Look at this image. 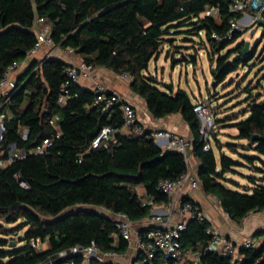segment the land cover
<instances>
[{"label":"trees","instance_id":"trees-1","mask_svg":"<svg viewBox=\"0 0 264 264\" xmlns=\"http://www.w3.org/2000/svg\"><path fill=\"white\" fill-rule=\"evenodd\" d=\"M233 1L0 0V80L14 62L26 60V53L38 40L34 31L36 20L44 18L58 49L72 51L94 68L131 75V90L144 100L154 119L182 116L193 135V154L200 163L198 180L203 192L214 196L229 218L241 224L252 212L264 213L262 94L248 101L244 120L231 119L238 130L235 139L246 143L227 145L261 175L249 177L253 184L249 190L234 191L226 186L225 175L238 162L222 153L219 169L214 148L203 149L201 122L188 94L182 90L175 92L172 85L161 88L155 78L146 75L151 61L163 53L164 45L173 43L169 38L172 30L188 23L205 32L212 50L217 53L235 43L241 32L231 38L227 36L230 20L241 18L231 11ZM209 9L217 11L220 23L213 16H202ZM214 34L217 39L213 38ZM244 47L242 43L217 59L212 74L218 85L253 58L242 54ZM192 60L195 62V57ZM68 67L53 57L33 62L10 96H0V117L4 116L0 160L5 162L0 166V221L20 222L15 230H25L22 247L16 243L11 247L14 242L0 240V264H44L53 256L74 247H87L93 241L102 253L122 254L129 243L122 237L116 241L119 231L115 218L126 215L131 222L149 218L153 205L169 203L168 197L158 191V184L175 180L188 171L183 156L162 150L150 130H145L140 137L124 135L120 131L123 126L120 104H115L108 116L104 115L100 107H92L97 96L94 90L71 83L67 90L75 96L64 106L60 105L58 100L68 79ZM56 117L61 131L58 139L56 128L49 123ZM105 126L117 131L115 141L108 148L90 150L92 141ZM253 135L259 139L251 141ZM45 139L54 140L49 153L32 154ZM13 146L27 157L9 163ZM239 148L254 151L257 156L240 154ZM255 161L261 166H256ZM140 185L145 187L152 205H144L134 191ZM184 201L202 210L194 201ZM65 214L70 215L58 220ZM210 225L206 219L188 220L181 234L184 251L197 252L205 264H239L234 258L208 251ZM0 229L2 235H13V230L2 226ZM259 235L264 236L256 234L255 238ZM32 240L46 244L47 249L32 248ZM240 254L243 255L240 264H264V240L258 248L242 247ZM141 258L139 255L138 260ZM71 261L83 263L77 256L59 264ZM162 263L158 255L147 264ZM89 264L114 263L93 259Z\"/></svg>","mask_w":264,"mask_h":264},{"label":"built area","instance_id":"built-area-1","mask_svg":"<svg viewBox=\"0 0 264 264\" xmlns=\"http://www.w3.org/2000/svg\"><path fill=\"white\" fill-rule=\"evenodd\" d=\"M231 11L233 14L240 15L241 18H232L230 20V30L228 38L234 33L243 32L245 28L251 25H257L259 20L263 19L264 13V0H234L231 5ZM217 11L207 10L203 16H217ZM34 31L38 36V40L35 46L26 53V59L33 58L43 46L55 47L52 39L51 29L46 24L44 18H38L34 27ZM213 38H218L216 34ZM55 52V51H53ZM24 65L23 62H14L6 71L2 80H0V96L9 97L12 91L16 88L17 80L15 75ZM95 71L92 65L80 62L79 64L69 65L67 69V81L63 85L62 94L59 97V104L64 106L70 98L75 95L70 94L67 90L71 83H79L81 78L90 79ZM121 77L131 83L133 77L128 74H122ZM97 96L92 104V107H100L104 115L108 116L115 104H120L121 114L123 119V126L120 130L124 135L140 137L145 134L144 128L140 125L138 111L129 102H122L119 94L111 92L108 89L98 86L95 90ZM193 111L196 113L201 122L200 134L204 141L203 149L205 151L211 150L210 138L212 133H215V121L213 116V110L211 105L207 102H198L194 104ZM4 116L0 122H3ZM59 118H53L49 121L50 125L56 128V139L61 137V131L57 125ZM3 126V123L0 125ZM116 130L110 126L103 127L98 135L94 138L91 143L90 150L99 148H108L112 142L115 141ZM27 131H23V137H25ZM151 137L155 140L156 144L164 151H172L183 156L186 164L189 165L193 154V143L183 135L175 132H152ZM54 140L45 139L38 144L33 150L32 154L37 156H44L49 153V149L52 147ZM13 146L9 151V163L14 162L16 159H25L27 154L23 151H19ZM5 162L0 160V166H3ZM186 183H189L194 188H200V182L195 177H192L187 171L175 180H164L158 184V191L165 194L169 203L167 204L170 208L169 218L174 215L177 211V198L181 193ZM144 205L149 204L143 202ZM178 210L187 215L188 220L206 219L203 210H200L197 206H193L190 202L180 200L178 204ZM168 218V217H167ZM161 219L160 225L153 228H149L144 231L142 235H138L136 240L133 238L132 222L126 215H119L115 218L117 222V228L119 235L116 237L118 241L119 237H122L125 241L130 243L134 242V247L142 258L138 260V264H147L155 259L156 256L160 255L163 259L162 264H187L188 256L181 243V234L186 229L187 222H180L175 225L171 224L169 219ZM207 233L211 235V240L208 244V251L219 254L223 257L234 258L239 264L243 261V255L240 254L242 247L251 248L256 246V240L249 238L245 240L240 247H237L229 238L219 233L214 227L210 225L207 229ZM32 248L36 250H43V243L39 240L31 241ZM81 257L83 260L82 264H89L91 260L96 259L99 262L106 263L109 260L115 259L117 253L105 252L102 253L97 244L93 241L87 247H74L68 252L57 255L56 258H50L44 264H59L67 258ZM193 261V264H205L201 260L199 254L189 256ZM69 264H76L71 261Z\"/></svg>","mask_w":264,"mask_h":264},{"label":"rangeland","instance_id":"rangeland-1","mask_svg":"<svg viewBox=\"0 0 264 264\" xmlns=\"http://www.w3.org/2000/svg\"><path fill=\"white\" fill-rule=\"evenodd\" d=\"M217 22L220 23L218 17ZM172 31L173 34L169 38L173 40V43L168 44V49L164 48L159 60L156 61L154 58L151 61L146 75L155 78L160 83L161 88L164 85H172L175 92L178 90L186 92L194 104L207 102L211 105L215 121V133H212L210 138L211 146L214 148L219 162V150L238 162L237 166L229 169L225 177L231 190L242 191V188L231 183L247 184L248 180L243 178V175L245 177H257V173L253 171L254 166L246 159L238 154H232L233 150L227 144L237 141L221 132L225 130L229 134L232 131L233 127H222L223 124L231 126L233 124L232 118L237 117L236 122L244 120L243 113L246 111L248 101L251 100L252 96L262 94V99H264V26L259 24L248 26L241 32V37L235 43L219 53L212 50L205 32H199V29L190 23ZM247 42L250 43L248 56L253 58L247 63L241 64L239 69L230 74L224 83L218 85L212 74L217 66V59L224 56L230 49ZM182 47H186V49L181 51ZM237 56H232L230 61L236 59ZM193 57H195V62L192 60ZM27 62L29 59H26L24 64ZM2 123L1 121L0 125ZM220 135L222 138L219 139L218 136ZM244 152L249 156H257L254 151ZM247 165H250L251 168L248 169ZM255 165L261 166L259 161H255ZM20 224V222L6 224L0 221V226L5 230H13V235L0 234V240L14 242L16 245L18 244V247L24 246L25 242H21V239L24 238L25 230H15Z\"/></svg>","mask_w":264,"mask_h":264},{"label":"crops","instance_id":"crops-1","mask_svg":"<svg viewBox=\"0 0 264 264\" xmlns=\"http://www.w3.org/2000/svg\"><path fill=\"white\" fill-rule=\"evenodd\" d=\"M217 17L218 15L214 17L215 20H217ZM168 47V44L164 45L165 49H168ZM182 48L183 49H181V51L186 49V47ZM48 57L59 58L68 65L79 64L80 62H82L80 57L75 55L72 51L60 50L57 47L51 48L48 46H43L38 54L31 58L29 62H27V64H24L22 68L17 72V74L15 75V80L18 81L25 74L26 69L32 64V62H42ZM159 58H157L156 61L159 60ZM78 85L82 88H88L90 90H95L98 86H102L111 92H116L117 94H119L122 102H129L137 109L140 125L144 128V130H150L151 132H175L183 135L190 141H192L193 139L191 130L185 123L181 115H173L164 119H154L148 113L144 100L133 93V91L131 90V84L128 81L124 80L121 75L115 74L112 71L104 68H95L92 77L90 79L81 78ZM247 116L248 115H246L245 117ZM233 124H231V126H228L229 124H223L222 127H233ZM231 130L232 131L229 134L228 132H225V130H222L221 133L225 136L232 137L233 140H236L235 137H237L238 135V130L234 127ZM218 138H222V135L218 136ZM236 141L237 142L233 144L240 145L246 143L245 141ZM238 152L240 154L248 155L242 149H238ZM222 153L223 151L221 152L219 150L218 154L221 155ZM232 154L236 155L235 153ZM217 161L218 168L220 169V162L218 159ZM247 167L248 169L251 168L250 165H247ZM199 168L200 163L193 155L188 172L192 177L198 179ZM260 176V174H257V177H254L259 178ZM243 178L248 180V182H246L247 184L234 182L231 184L242 188V190H249L251 187H253V184L250 182L249 177H245L243 175ZM226 186L229 188V182H226ZM134 191L143 202H147L149 203V205H152V201L149 200L146 196V190L144 186H137L134 188ZM185 199L194 201L203 210L211 226L214 227L219 233L229 238L237 247H240V245L249 238H254L256 240V248L262 245L264 236L259 235L255 238V235L264 234V213L252 212L247 218L242 221L241 224H238L229 218L227 213H225V211L222 209L220 202L214 196L205 194L201 187L194 188L189 183L185 184L181 193L178 195V201L176 204L177 211L173 216H171L170 218L168 216V213L170 211L168 205H153L149 218L137 222H132L133 238H135L136 240L137 236L143 233L146 229L159 226L161 219H166L167 217V219H169L171 224L173 225L180 222H188L187 215L182 214L178 210V204L180 200ZM43 249H47L46 244ZM185 252L189 254V256L198 254L197 252L192 251ZM189 256L187 264H193V261ZM108 262H112L114 264H138V252L134 247V242L130 243L124 253L117 254V257L115 259L109 260Z\"/></svg>","mask_w":264,"mask_h":264},{"label":"water","instance_id":"water-1","mask_svg":"<svg viewBox=\"0 0 264 264\" xmlns=\"http://www.w3.org/2000/svg\"><path fill=\"white\" fill-rule=\"evenodd\" d=\"M259 25H261V26H264V19H261V20H259V23H258ZM253 33H255V31H253ZM249 53H250V43H246L245 44V47H244V49H243V51H242V54L244 55V56H248L249 55ZM56 59H58V60H61V59H59V58H56ZM34 62H36V61H34ZM32 64H33V62H32ZM3 133H4V128H3V126H0V143H1V140H2V135H3ZM257 139H259V136L258 135H253L252 137H251V141H255V140H257ZM262 140H264V137L262 138ZM15 148V147H14ZM21 184L23 185V186H25L26 187V184L24 183V182H21ZM94 210H96V209H92V211H94ZM68 215H70V214H65L64 216H61L60 218H58V220H61V219H64L65 217H67ZM151 228H153V227H151ZM149 229V228H148ZM148 229H146V230H148ZM145 230V231H146ZM11 247H13V246H15V243H13V244H11L10 245ZM57 257V255L56 256H53L52 258H56Z\"/></svg>","mask_w":264,"mask_h":264}]
</instances>
